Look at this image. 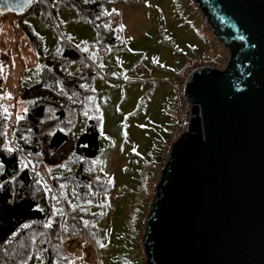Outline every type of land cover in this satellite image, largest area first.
<instances>
[{"label":"rangeland","instance_id":"374dc122","mask_svg":"<svg viewBox=\"0 0 264 264\" xmlns=\"http://www.w3.org/2000/svg\"><path fill=\"white\" fill-rule=\"evenodd\" d=\"M47 6V14L0 15V112L8 126L22 116L27 106L22 92L45 68L42 58L73 46L96 70L97 97L96 109H79L74 131H83L85 116L102 119V153L94 161L101 184L92 185L90 195L99 218L92 235L67 238L66 248L79 263L56 264H145V222L172 144L183 133L186 80L204 66L224 70L229 51L194 0H109L106 10L120 28L121 41L106 52L94 26L68 0H48ZM71 71L77 74L79 68ZM19 164L20 169L36 167L20 155ZM37 170L52 191L54 168ZM65 193L72 200L71 188ZM77 237L82 248L74 245ZM37 257L29 264L41 263Z\"/></svg>","mask_w":264,"mask_h":264},{"label":"water","instance_id":"95a60500","mask_svg":"<svg viewBox=\"0 0 264 264\" xmlns=\"http://www.w3.org/2000/svg\"><path fill=\"white\" fill-rule=\"evenodd\" d=\"M194 1L229 59L186 80L190 116L145 222V264H264V0ZM34 2L0 0V15Z\"/></svg>","mask_w":264,"mask_h":264},{"label":"trees","instance_id":"16d2710c","mask_svg":"<svg viewBox=\"0 0 264 264\" xmlns=\"http://www.w3.org/2000/svg\"><path fill=\"white\" fill-rule=\"evenodd\" d=\"M47 3L35 0L27 13L47 14ZM68 3L94 26L101 51L121 41L120 28L112 25L106 10L109 0ZM42 63L38 79L22 92L27 104L22 116L8 126L0 112V264H29L35 254L43 259L39 264L70 263L75 258L66 248L67 238L90 235L99 218L90 195L92 185L101 184L94 161L102 153V119L85 116L83 131H74L79 109L97 108L92 87L96 70L73 46L53 51ZM19 155L36 167L20 169ZM68 163L72 166L63 167ZM38 166L54 168L52 191ZM66 188H71L72 200L64 196Z\"/></svg>","mask_w":264,"mask_h":264},{"label":"built area","instance_id":"2783aa9c","mask_svg":"<svg viewBox=\"0 0 264 264\" xmlns=\"http://www.w3.org/2000/svg\"><path fill=\"white\" fill-rule=\"evenodd\" d=\"M187 105H188V111H186L185 116L183 117V119H184V120H183V122H184V125H183V132L186 131V129H187V124H186V123H187V119H188V118H187V115L190 116L189 104H187ZM77 241H78V242H77ZM75 242H76V243H74L75 247H78V244H80V246H79L80 248H82V247L84 246V244L80 242V238H79V237L76 238V241H75ZM79 247H78V248H79ZM78 253H79V254H78ZM78 253H77V254H78L79 256H80V254L83 256V254H82L83 252H78ZM82 256H81V258L83 259Z\"/></svg>","mask_w":264,"mask_h":264},{"label":"snow or ice","instance_id":"6c2138e0","mask_svg":"<svg viewBox=\"0 0 264 264\" xmlns=\"http://www.w3.org/2000/svg\"><path fill=\"white\" fill-rule=\"evenodd\" d=\"M10 95V94H9ZM26 110V109H25ZM5 111H7V109H5ZM11 150V149H10ZM24 227H28V225H24Z\"/></svg>","mask_w":264,"mask_h":264}]
</instances>
